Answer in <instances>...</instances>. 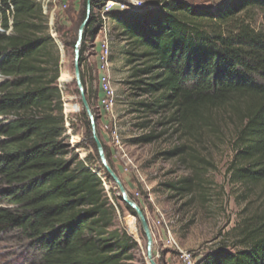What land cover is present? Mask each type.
<instances>
[{
	"label": "trees",
	"instance_id": "obj_1",
	"mask_svg": "<svg viewBox=\"0 0 264 264\" xmlns=\"http://www.w3.org/2000/svg\"><path fill=\"white\" fill-rule=\"evenodd\" d=\"M102 2L90 1L80 68L87 40L99 31L93 14ZM36 9L33 1L0 0L4 29L7 17H13L11 34L0 33V75L12 79L0 84V117L13 115L0 123V238L17 234L40 255V264H132L138 246L125 230L113 228L111 208L102 196L110 179L83 108L85 153L82 158L69 155L73 124L55 84L56 67L45 68L42 60L50 41L39 32ZM85 17L86 11L82 22ZM109 18L134 48L130 62L141 63L133 71V85L152 100L139 106L159 115L156 126L137 142H155L160 138L156 129L168 126L187 141L195 139L200 131H215L211 115L225 110L237 126L227 169L230 180L264 181V0H227L213 8L194 7L186 0H152ZM30 110L37 117L26 115ZM95 126L114 171L96 118ZM187 150L183 145L164 155L181 157ZM178 186L165 188L191 190V185ZM238 245L241 249L235 252H209L196 264H264V222Z\"/></svg>",
	"mask_w": 264,
	"mask_h": 264
},
{
	"label": "rangeland",
	"instance_id": "obj_2",
	"mask_svg": "<svg viewBox=\"0 0 264 264\" xmlns=\"http://www.w3.org/2000/svg\"><path fill=\"white\" fill-rule=\"evenodd\" d=\"M62 1L65 4L60 5ZM129 1L140 6L152 0ZM224 1L227 0H186L198 8H213ZM36 3L34 18L38 19L39 32L50 41L42 60H46L45 68L56 67L58 79L55 84L64 95V114L67 113V119L73 124L69 127L72 133L68 143L69 155L76 153L82 158L86 142L80 94L74 79V45L86 3L85 0H42ZM256 20L261 27V18ZM109 21L112 42L108 75L116 94L112 110L104 112L98 109V101L103 96L98 89L96 70V37L99 32L93 40L86 42L80 71L86 83V98H90V108L110 163L127 194L144 210L153 239L152 257L158 264H180L175 253L164 248L165 234L153 226L156 209L163 214L179 248L193 253L196 262L201 256L219 249L227 252L240 250L238 244L244 236L264 222V181L232 183L230 180L227 169L234 155L232 142L236 124L228 119L227 111L221 110L211 115L216 125L213 132L200 131L198 137L187 141L180 137V133H175L174 126H168L156 129L160 138L155 142L138 143L139 137L156 126L159 115L146 113L139 106L152 100L133 85V71L142 68L141 63L130 62L134 59L130 55L135 52L133 46L119 36L117 24L111 19ZM7 80L12 79L0 75V84ZM12 116L0 117V123ZM145 124L148 125L143 128ZM113 131L118 136L119 145L111 134ZM78 144L82 148L77 149ZM183 145L188 148L183 156L169 158L164 155ZM166 184H179L178 187L191 185V190L177 193L165 188ZM136 193L139 198H135ZM102 196L111 208L113 228L125 230L137 243L131 263L148 264L147 244L141 225L137 217L126 210L111 180L103 184ZM39 259L40 255L26 247L17 234L0 238V264H40Z\"/></svg>",
	"mask_w": 264,
	"mask_h": 264
},
{
	"label": "built area",
	"instance_id": "obj_3",
	"mask_svg": "<svg viewBox=\"0 0 264 264\" xmlns=\"http://www.w3.org/2000/svg\"><path fill=\"white\" fill-rule=\"evenodd\" d=\"M36 2H41L42 0H29ZM37 4V3H36ZM65 4L64 1L61 2L60 5ZM135 2L132 1H125V0H104L101 5L94 10L93 17L96 22L99 24V35H97V82H98V89L102 92V98L98 101V109H102L105 111H110L113 108L116 94L115 90L112 88L110 83V78L108 75L109 69V57H110V47L112 42V30L110 27V19L109 15L113 13H124L130 11L132 9H138V7H142ZM7 27L4 29L1 26V15H0V33H3L9 36L12 32L13 28V17H7ZM55 31V29H54ZM2 76V75H1ZM3 77V76H2ZM33 117H37V112L35 110L28 111ZM114 136L116 145H119L118 136L115 131L111 132ZM126 157V155L124 154ZM135 198H139V194H134ZM156 220L153 223V226L157 230H161L164 234L163 246L164 248H168L172 250L175 255L178 257L180 264H196V258L193 253L184 251L179 248L178 244L175 242L174 238L171 236L170 231L164 221L163 214L156 209ZM155 244V242H154Z\"/></svg>",
	"mask_w": 264,
	"mask_h": 264
},
{
	"label": "water",
	"instance_id": "obj_4",
	"mask_svg": "<svg viewBox=\"0 0 264 264\" xmlns=\"http://www.w3.org/2000/svg\"><path fill=\"white\" fill-rule=\"evenodd\" d=\"M90 1L91 0H87V4H86V17L84 19V21L82 22L79 30H78V34H77V41L75 44V51H74V79H75V83L78 89V92L80 94V100H81V105L82 108L90 122V126H91V134H92V139L96 148V152L98 154L99 160H100V164L102 165L103 169L106 171V174L108 175L109 179L115 184L117 191H118V197L120 198V200L124 203V205L128 206L130 209H132L135 214L136 217L141 225V229L143 231V234L145 236L146 239V244H147V249H146V253H147V261L148 264H158L157 262H155L154 258L152 257V246H153V239H152V234H151V230L149 227V224L147 222V219L144 215V213L142 212L141 208L138 206L137 203H135L127 194L125 188L123 187L119 177L117 176V174L111 169V167L109 166L106 156H105V152H104V148L103 145L101 143V140L99 139L98 135H97V130H96V126H95V118L92 114L91 108L89 106V103L87 101L86 98V92L84 89V86L82 84L81 81V74H80V47L82 44V39L84 36V33L90 23V13H91V5H90Z\"/></svg>",
	"mask_w": 264,
	"mask_h": 264
}]
</instances>
